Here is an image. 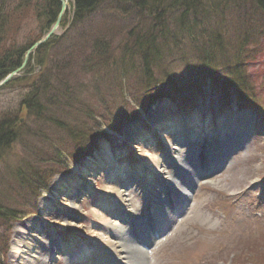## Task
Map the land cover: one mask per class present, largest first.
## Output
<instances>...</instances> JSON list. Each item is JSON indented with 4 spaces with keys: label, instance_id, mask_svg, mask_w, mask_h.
<instances>
[{
    "label": "rangeland",
    "instance_id": "rangeland-1",
    "mask_svg": "<svg viewBox=\"0 0 264 264\" xmlns=\"http://www.w3.org/2000/svg\"><path fill=\"white\" fill-rule=\"evenodd\" d=\"M232 19L233 17H228V21L231 22L229 27H233ZM257 22H260V20ZM204 26L206 27V23L204 24ZM198 28L199 27H197V29ZM68 29V34L72 35L73 29ZM173 29L174 27H170V30ZM20 31H18V33ZM62 32L63 31L60 29L55 30L56 34H61ZM77 32L81 33L79 29H77L76 33ZM27 34L25 36V43H27ZM86 34L87 33L85 32V36L86 38H88ZM106 38L109 37L106 36ZM82 42L83 40H81L80 44ZM82 46L88 47L89 45L88 43L84 42ZM116 53L118 54V51H116ZM250 53H252V51H250ZM120 58L122 57L118 54V59ZM257 59H259V63L256 64L255 67L256 69L261 70L259 76H264V42H262L260 53L258 54ZM163 60H165V58H163ZM221 60H224V58ZM120 61L121 63L126 64L124 60ZM260 61L262 62L260 63ZM134 62L135 59L132 63ZM26 64L27 63H21L18 69L20 67H26ZM191 65L190 67L184 68V64L178 63L177 61L166 62V66H163L161 68V72H158L157 74H168V76L173 79L178 86L182 84V82L184 84L186 83L184 80H182V82L180 81L182 78H185V76L188 78H195L197 79V81H199V79L202 78L201 75H198L200 74V72L194 71ZM138 70L139 73L135 72L132 76L128 74L126 78L121 80V86H118V88L120 87L118 90L113 87L112 89L106 90L105 92L104 89L108 87L106 86L108 85L107 80L106 85H104V87H102L101 89L98 87V85L93 84H89L88 88H83L81 84H79L80 89H78L79 87L77 85L76 87H73V89H71L66 85L64 86L63 84H61L60 86H57L56 89L55 87H53L52 89H50V91L47 90L44 92H40L39 94L37 92V95H40V97H38V100L36 101L40 104L42 102H46L45 100L49 101L51 99L50 97L55 98L57 96L58 100L55 104H58L60 103V101L64 102V100H62V96H64V99H66V92L68 90H74V95L72 94V97L69 98L70 104L68 103L64 106V110L67 113L62 112L61 105H58L59 111L56 109L55 111H57L59 115L62 114L60 116L63 117V119L65 118L68 122L70 121L73 124V130L78 129L77 131H86L88 133L93 130L100 131L106 126L105 119H108L107 115L109 112H114L119 109L123 111L124 104L122 101L128 103L132 102L134 106L137 107L138 101H142V103H146V101L147 103L150 102L145 98L148 97L146 95L139 97L133 96L134 92H139V89L135 88L137 85V80L134 79L140 75V68H136V71ZM248 72L249 71H247V73ZM157 74V77H154L158 82H163L160 80ZM30 77L35 78L33 79V81L30 80L31 78H28L26 82H23V88H21V86H19L20 88H17L18 85L16 87L13 85L11 87H7V83L0 86L1 128H3L4 126H10L11 129L14 130L15 127L18 128L19 126H21L32 132H34L35 130L38 131L39 123H37L36 121H39V119H35V115L33 116V114L29 113H33V111L30 109L28 110L26 108V105L23 104V101H27L26 96L33 94L29 93L28 89H30L31 87L35 88L37 86H40L42 82L40 80H37L36 75ZM11 79L12 77L8 79L9 84ZM132 80L133 85L132 87H130L131 83L129 84V82ZM88 82L89 80L87 81V83ZM158 82H156V86L153 87V90H151V94L154 95V98L157 97L154 104L150 105L147 110L145 109L144 111H139L140 115L138 117V126L146 128L148 130L153 126L155 127V121H158L156 120V118L161 114L168 115L169 118H173L170 117L171 111L173 113L175 111L176 113L175 101H172L174 99L166 95H160V91L163 89L159 86ZM208 82L210 81L206 79L201 80V95L198 93L192 95L190 93H185L183 90L181 92L183 99H185L186 101L181 100L180 103L184 106H189L190 112L186 116L189 118V120L194 119L193 121L196 122H194V124L197 127V123H202L201 120L205 119L208 124L209 122H211V120L217 123L220 121L222 116L221 114L218 115L217 112L218 108L221 109V107H219V104L215 102L213 105H211V101L209 102L207 91L208 87L210 88V86ZM114 84L116 86L117 84H119V81H115ZM260 84L264 85V79H261L259 81L258 85ZM64 87H66L67 90L64 89ZM120 89L123 94L122 100L121 98L117 97L118 91ZM156 91H158L159 94H157ZM167 94L169 95L170 92H168ZM210 94H212L211 91ZM231 107H233V109H231ZM231 107L230 105L223 107V112L221 113L228 116H233L235 113L233 111L235 105L232 104ZM83 111L86 112L89 116L86 123H82L86 119V117L82 113ZM95 113L102 116V118L98 119V116ZM27 115H29L31 119L29 118L27 120ZM177 116V119L183 117V115L179 113ZM103 117L105 118L104 120ZM162 119L160 120L161 122H166L168 120V118L163 120ZM81 124H83L84 128H80ZM158 127L163 128V126ZM184 131L185 128H181V132ZM26 132L28 131L25 130L22 136V138H24V143H16L15 145H13V148L7 150V152L5 153L3 160L6 161L5 163L0 165V182H4L7 177H11V179L14 181V185L17 184V186L19 187L24 185H22L21 183V177L19 176L20 174H16V172H21L22 168L30 163V161L26 160L25 155H23L26 144H28L29 141L31 142V144L37 142L36 137L33 136L31 132L30 134L28 132L29 137L26 136ZM12 134H15V136H19V133L17 131L13 132ZM48 134L51 135V131H49ZM55 135L56 134L54 133L53 136ZM69 138V135L66 136L65 134L63 135L60 133V138H57L58 142L54 145V148L56 150L51 153L54 159H61L59 151L64 150L63 145L66 144V141ZM172 139L173 137L169 138V135L166 133V135L164 134L162 140L160 139L157 143H154L155 145H153L152 147L153 154H149L146 159H142L141 156L143 157V155L140 156V154H138V162L140 163V165L143 163L149 164V162H153L154 158L157 159V155L155 154L156 148H161L165 153L166 148L164 146V143H169ZM43 140L44 138L43 136H41L39 142L37 143V146L38 144H41ZM115 142L121 143V140L117 139ZM88 144L89 143L86 142L83 146H81L87 147ZM200 144V142L198 144H195V147H198ZM250 144L251 143H249L245 147V149H237L230 157L227 164H225L223 171L217 177L210 180V184H197L198 189L194 191V194L191 196L190 201H188L189 203L184 212H181L182 215H178L179 217L173 222V225L168 228L166 233L162 237H159V239L154 241L149 254H147L149 257L148 264H264V198H262L260 201L254 200L250 196L248 191L245 192L244 196H241L243 193L241 189L248 188L251 183H254V185L251 187V189H253L254 191H256V189H261V191L262 189H264V142H260L259 139L258 143H255L249 148ZM189 148L190 147H186L183 150L179 149L177 155L183 156L184 152L188 151ZM120 149L124 152V148L121 147ZM125 153L128 155V152ZM133 154L137 155V153L135 152ZM97 155L98 154H94L93 156H91V159H93L94 161L92 162V164L95 163L94 167H92L91 163H85L86 161L81 159L82 161L80 164L78 163V166L69 165L67 172L63 173L66 174L64 176H68L73 173L74 167L76 166V168H78L79 166L83 167L84 169L88 168V172L92 174V176L90 177H93V174L95 172L97 173L96 175H101L102 168L99 167V162L97 163V160L94 158ZM97 157L102 159L101 154H99ZM127 158L131 159L130 157ZM36 161L37 163H35V165L39 166L41 170H50L48 166L44 167L47 159H44L43 161H38L37 159ZM125 161L126 163L124 164H126L131 171H134L137 166H140L137 165L136 162H131L127 159H125ZM118 163H120L119 165H121V162ZM31 165L32 164H29L26 167L28 168ZM12 170L13 172H16L12 173ZM64 170H66V167L62 168L59 173ZM8 173H10V175H8ZM55 174L56 173L53 171L49 172V174H43V178H40L39 181H42L43 179V181H45L46 179H50ZM76 178L80 177L77 176ZM53 179L54 178H52V181ZM8 180L10 181V179ZM135 180L136 178H134L133 181ZM52 181L49 185L50 188L54 184ZM95 183L96 185H100V189L98 191L104 193V184L100 182L98 183V181ZM25 184L27 186V189H34L36 187V184H31L28 182ZM130 185L134 186V184ZM134 188L135 187H131V189ZM3 189L8 188L0 187V195H6L5 197H7L8 195L9 198L13 196L12 192L5 191ZM20 190L22 191L23 189ZM14 191L16 192V190ZM32 193L33 192H31L30 196L27 199L25 198V200L22 201L20 205L21 208L19 206L15 208L16 212H21L22 214H24V216L21 217L22 220L16 222L15 224V220L10 221L9 224H13V226H11V240L13 241V236L18 233V229L25 232L24 237L27 238V235H31V232L25 231L23 225H25V223L27 225H32V221H35L33 219L36 218V216L39 217V219L43 218L45 219V224H48L50 226L51 224H53L54 226H51L52 231L54 232V235L51 236L54 238L57 244L54 245L51 249L52 260L47 261V256L50 255L51 252H41L40 250H38V248L27 249L25 248L24 243L20 244L18 242L14 244V242L9 241L10 252L7 257L9 259V262L7 261V264H34L35 260L36 262L41 264H80L82 254L84 257H86V264H100L99 262L101 261V254L99 250H97V246L99 243L98 241L102 237L105 238V236L102 235L106 233L104 231V228L106 227L104 226V224H101V222L96 217H94V215L98 214L102 218H105V215H103L102 209L97 202V196L84 193V195H82L81 203H79V206L76 203L77 200H75L73 196L68 195L67 193H63L58 200L61 202V204L59 205L60 207L53 206L52 209L48 206L43 205V202L45 201L47 202V204L51 203L52 197L50 198L48 192L41 191L40 196H37L38 199L37 197H34ZM122 195L125 200H127L126 196L130 198L134 209H136L137 211L140 210L141 200L140 196L137 195L136 190H129L127 193H122ZM5 197H2L1 199H4L6 203H10L14 207L16 205H19L18 202L14 199L10 198V201L9 199H5ZM16 197L18 198V196ZM31 199H37V207H35L36 211L33 212L31 211ZM65 204L67 206H65ZM256 206L258 208H256ZM18 208L19 210H17ZM59 208L63 209V211H60ZM51 212H54L55 214H50ZM224 212L227 215L226 218ZM66 213L72 214V216H70L72 217L70 223L73 221V225H69L66 222L62 224L64 222L63 219H54L56 214L62 216L64 214L67 215ZM8 227L9 226H7L6 228ZM4 232L6 233V231ZM82 234V237H76V235L81 236ZM59 244H63V246L61 247V252L56 253V248H58ZM46 246L50 247L52 245ZM18 248L24 250V253H22L23 255L17 254V252L19 251ZM63 248L69 251L67 253V255L69 256H66V254L63 253ZM82 251H84V253ZM72 259L76 261H72Z\"/></svg>",
    "mask_w": 264,
    "mask_h": 264
},
{
    "label": "trees",
    "instance_id": "trees-1",
    "mask_svg": "<svg viewBox=\"0 0 264 264\" xmlns=\"http://www.w3.org/2000/svg\"><path fill=\"white\" fill-rule=\"evenodd\" d=\"M71 1V14H65L60 23L63 35L53 37L36 53L30 55L22 72L23 76L13 78L7 85V87L18 85L17 88H20L19 86L23 88V82L34 75L37 76V80L42 82L35 88L29 86V93L33 94L26 96L27 101H23L26 108L33 111V113H29L35 115V119H39L36 121L39 123V129L32 132L21 126L15 127L14 130L10 126L3 128L0 126V161L13 145L24 141L22 136L25 130L29 134L31 132L37 139L36 143L31 144L29 141L30 144H26V151L23 154L26 160L30 161L29 164L34 165L37 163V159L38 161L44 159V155L38 151L40 147L37 148L41 136L44 138L41 142L42 145L57 140L60 133H65L66 136L70 134L74 139L85 137L86 131L73 130V124L66 119L59 118V114L55 111V109L58 110V105H61L62 112L67 113L64 106L69 103V98L72 97V94L74 95V90H68L66 99L62 96L64 102L60 101L58 104H55L58 100L57 96L50 97L49 101L45 100L46 102L39 104L36 101L40 97L37 92L39 94L47 90L50 91L53 87L56 89L61 84L71 89L76 85L79 87V84H82L83 88H88L89 84H93L98 85L101 89L108 82L106 85L108 87L104 89L106 92L113 87L121 86V80L128 74L132 76L135 72L139 73L136 68H140V75L134 79L137 80L135 88L139 89V94H142L157 81V79L152 80L154 78L152 72L155 67H160V64L164 63L163 57L165 53L167 54V50L164 48L167 44L166 35L169 36L168 39L175 37L177 40L189 36L187 38L192 43L196 62L208 69L212 68L218 60L217 52L221 49L218 53H224L226 45L231 49L230 59L241 64L242 57L247 53L248 47L252 46L255 49L258 47V43L264 39V0ZM230 2L233 3L236 9L233 11H236L237 15L233 18L234 27H230L232 37L228 32L230 40L225 41L221 35L227 33L225 27H228L229 24L226 25L225 20L222 25L216 23L221 17L220 13L227 8ZM59 7L58 0H0V80L20 65L29 47L50 29L56 19ZM205 7L215 10L216 13L212 15L204 13L205 15L198 22L206 20L210 25L216 24L220 31L217 32L218 34L212 33L204 36V32L200 34L195 32V27H187L184 24L190 14L192 18L187 19L188 24L196 25L198 23L196 15ZM259 20L260 22H257ZM170 26L174 29L170 30ZM68 28L73 29L72 35L68 34ZM77 29L81 33H76ZM18 31L20 32L18 33ZM85 32L88 38H86ZM26 34L27 43H24ZM219 38L222 39L221 42H218ZM116 39L118 43L115 42ZM81 40L83 42L80 44ZM84 42L89 46L83 47ZM116 51L122 58L118 59ZM134 59L135 62L132 63ZM120 60H124L126 64L121 63ZM34 78L30 80L33 81ZM115 81H119L117 86L114 84ZM64 89L67 90L66 87ZM107 117L106 124L111 119L113 120V118H109L110 116ZM29 118L31 119L27 115V120ZM86 122L87 119L82 123ZM81 127L84 128L83 124L80 125ZM15 131L19 133V136L12 134ZM49 131H51V135L48 134ZM28 132H26V136L29 137ZM54 133L55 136H53ZM34 165L28 168L24 166L21 172H15L21 177L28 178L27 180L37 178L36 174L39 170ZM0 204L3 203L0 201ZM3 210L13 212V210L3 209L0 205V221L3 218L1 215ZM2 243L6 244L5 239L0 237V251L3 250Z\"/></svg>",
    "mask_w": 264,
    "mask_h": 264
},
{
    "label": "bare ground",
    "instance_id": "bare-ground-1",
    "mask_svg": "<svg viewBox=\"0 0 264 264\" xmlns=\"http://www.w3.org/2000/svg\"><path fill=\"white\" fill-rule=\"evenodd\" d=\"M241 35V33H239ZM116 43H118V40H115ZM262 86V85H261ZM260 86V87H261ZM256 92H258V99L253 100L246 95H242L241 91L237 89L236 87L232 86L230 87L218 100L219 104V111L222 112L223 107L227 106L229 103H234L236 106L234 108V115H225L221 113V119H220V125L217 127L221 132L230 131L232 132L233 130H239L238 137L236 138L237 140H240L239 145L247 141L248 135H245L241 129H245L248 131H251L258 136H260L264 142V124L261 122L257 121L258 116H263L264 115V94H262L258 88H254ZM214 96V95H213ZM261 101V103H259ZM175 109L176 113L171 111L170 117L168 115L161 114L156 118L155 121L156 125L155 127L153 126L151 129H146L139 127V122H138V113L134 112L131 110V108H128L124 110L126 114L130 113V110L134 116V119H129V121H124L122 120L121 117L116 116V120H112L107 123L108 128L105 130L103 138L101 140H96L92 139V142L97 145V148L87 146V147H82L85 151L90 150L93 148V150L96 152V154H101L102 159L99 157L95 156L94 158L97 160V163L100 168H102L101 175H96L97 173L95 172L92 176L87 169H84L83 167H78L76 168L79 164H77L76 167H74L73 173H71L68 176H64L66 174H63V177L56 178L54 184L50 188L49 186L44 189V192H48L50 198L52 197L51 203H48L45 201L43 202L44 206H48L49 208L53 209V206H59L61 204L60 201V196L63 193H67L68 195L73 196V198L76 201V203L79 205L81 203V198L82 195L88 194V195H96L97 196V202L100 206H103V209H105V217L107 219H103L101 216L98 214L94 215L98 220H100L102 223L105 224L106 228H104V231L109 233L115 232L114 235L107 237L105 234V240L101 241L99 240L98 242L100 243L99 246H103L105 248H109L111 252H113L115 255L118 256L122 260L121 264H140L146 261V256L143 252V249H140L135 243L131 242V240L128 239L130 230H137V231H142V229H149V222L145 218L146 214L138 215L135 213L133 210H130L128 208V204H126L125 199L123 198L122 193H124L125 189L130 188V184H134V187L136 186H142V188L145 191V197H146V202L147 204L151 205V215L154 218L159 217L162 214H166L167 216H172L173 214L169 212L168 207H167V212L164 211L162 212V206L159 208V211L157 209V204H155V196L158 192V186H156L157 182L160 181L162 184L166 186V188H171L172 185L176 183V181H181L184 180V183H181V193L183 196H181V200L185 197L187 194L186 191L188 190V186L190 184V181L188 180V170L185 168L183 165V158L185 160H190L192 155H189L187 157H183L180 155H174L177 154V149L176 147V142L175 141H170L168 144V147L165 149V153L161 148H156L155 154L157 155V159L154 158L153 162H149V164H141L138 162V154L143 155L141 156L142 159H146L149 154H153V145L154 143H157L160 139L162 140L164 134L166 135L169 134V138L174 137L177 138L178 134H180L181 128L186 127H193V122L191 123V119L189 120L188 117H180L177 119L178 113H184V114H189V106H184L180 102L175 103ZM177 114V115H176ZM176 116V117H174ZM228 116V117H227ZM115 119V117H109ZM166 119L168 120L166 122H161V119ZM239 118V120H238ZM162 119V120H163ZM188 120V121H187ZM215 120V119H214ZM195 122V121H194ZM202 124L200 125L197 123V125L201 126L198 130V133L196 134L193 132V134L198 137H201L204 139L205 134L208 131V140L210 143H216L219 141L222 142H230L231 135H225L224 136H212L210 131H214L215 127H210L208 126L206 120H201ZM196 123V122H195ZM158 126H163V128H159ZM146 129V131H145ZM172 134V135H171ZM185 136L190 137L187 133H184ZM224 135V134H223ZM182 136V139L185 140L186 137ZM193 138V137H191ZM117 139L121 140V143L115 142ZM220 143L219 145H223V143ZM229 145L233 146V143H230ZM124 148V152L120 148ZM127 148V151H126ZM139 150V151H138ZM128 152V155L125 153ZM137 153L133 154V153ZM139 152V153H138ZM62 156H65L64 154L60 153ZM124 154V156H123ZM94 155V154H93ZM130 157L131 159H128L127 157ZM72 158H74L73 163L76 164L81 163L82 160H85V163L92 164L93 159L91 157L84 158V156H75L72 155ZM82 159V160H81ZM125 159L131 161V162H136L137 166L134 171H131L128 166L124 163H126ZM161 161V165L168 166L170 170H174V173H177V176L169 175L167 170L160 169V166L158 163ZM121 162V165H119ZM50 169H56L57 166L51 164L50 161L45 162ZM85 165V164H84ZM149 165V166H148ZM75 166V165H73ZM95 166V163L92 164V167ZM118 169V170H117ZM178 169V170H177ZM87 170V171H86ZM99 170V169H98ZM93 171V170H91ZM62 173H65V171H62ZM164 173L166 176H164ZM75 177H74V176ZM79 176L80 178H76ZM134 178H136L135 181ZM185 178V179H184ZM92 179V180H91ZM139 180V183L137 184V181ZM98 183H103L104 184V193L98 191L100 189V185ZM165 181V182H163ZM177 184V183H176ZM1 187V185H0ZM5 191H12L14 192V188L10 189H3ZM1 193V192H0ZM39 195L38 193H35ZM40 196V195H39ZM56 199V200H55ZM32 205L35 203L34 200L31 199ZM162 204H167V200L164 197L161 201ZM31 205V206H32ZM42 205V204H41ZM65 206H67L65 204ZM80 206V205H79ZM184 205H177L174 206L175 213H178L181 207ZM60 207V206H59ZM62 208V207H61ZM64 208V207H63ZM60 209V208H59ZM82 209V208H81ZM112 210L111 213L116 212L119 214H124L127 213L128 218L124 219H116L113 220L112 218L109 217L110 212L106 211ZM60 211H63V209H60ZM103 215L104 211L102 210ZM156 212V214H154ZM162 212V214L160 213ZM109 213V214H108ZM50 214H55L54 212H51ZM67 215H58L54 217L55 220H60L63 219V223L65 222L69 225H73V221L70 223V220L72 219V214L71 213H66ZM19 215H22L21 212H19ZM157 217H155V216ZM38 218V219H37ZM45 218V217H44ZM133 219V221H132ZM32 221V225H27L25 223L24 230L27 232H31V235H27L28 237L25 236V232L21 231L18 229V233L15 234L13 237L14 244L15 243H24L25 248L27 249H36L40 250L41 252L45 253H50L51 249L54 245L57 243L55 242L54 238L51 235H54V232L52 231L53 224L48 225L45 224V219L40 218L36 216ZM131 220V221H130ZM132 224H131V223ZM49 223V222H47ZM168 219L165 222V225H168ZM122 226L125 227V231L123 232L122 230L119 231L117 226ZM22 226V227H23ZM50 229V230H49ZM109 231V232H108ZM83 234L76 235L77 238L82 237ZM155 236V235H154ZM46 237V239H45ZM113 237V238H112ZM152 237H150L149 234H147L146 240L148 242H151ZM26 240V241H23ZM38 240V242H37ZM46 245H52V246H46ZM63 244H59L58 248H56L57 251H61V247ZM19 251L17 254L24 253L21 248H18ZM63 253L67 255L69 252L68 250H65L64 248L62 249ZM84 253V251H82ZM96 253V252H95ZM9 255V252H0V264H7V261L9 262V259L7 258ZM98 255V254H97ZM79 256V255H78ZM40 257V256H39ZM98 257V256H96ZM50 256H47V261L50 260ZM103 258V257H102ZM86 257L81 256V263L84 264ZM101 260V258H100ZM137 260V261H136ZM83 261V262H82ZM100 264H105L104 260L102 259ZM34 264H41L34 261Z\"/></svg>",
    "mask_w": 264,
    "mask_h": 264
},
{
    "label": "water",
    "instance_id": "water-1",
    "mask_svg": "<svg viewBox=\"0 0 264 264\" xmlns=\"http://www.w3.org/2000/svg\"><path fill=\"white\" fill-rule=\"evenodd\" d=\"M60 3H61V6H60V11H59V14H58V17H57V20H56V23H55V26L54 27H57V25L59 24V21H60V18L61 16L63 15V13L65 12V9L68 5L67 3V0H59ZM7 79H5L4 82H6ZM3 83L0 84V86L2 85Z\"/></svg>",
    "mask_w": 264,
    "mask_h": 264
}]
</instances>
